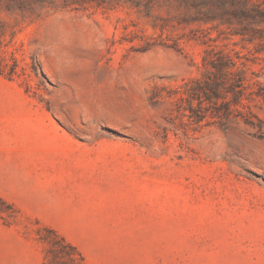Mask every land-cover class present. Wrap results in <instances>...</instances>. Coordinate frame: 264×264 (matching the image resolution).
<instances>
[{
  "label": "rangeland",
  "instance_id": "1",
  "mask_svg": "<svg viewBox=\"0 0 264 264\" xmlns=\"http://www.w3.org/2000/svg\"><path fill=\"white\" fill-rule=\"evenodd\" d=\"M244 7L264 0H0V264H82L61 239L104 227L75 208L108 180L183 210L159 264H264V24Z\"/></svg>",
  "mask_w": 264,
  "mask_h": 264
},
{
  "label": "crops",
  "instance_id": "2",
  "mask_svg": "<svg viewBox=\"0 0 264 264\" xmlns=\"http://www.w3.org/2000/svg\"><path fill=\"white\" fill-rule=\"evenodd\" d=\"M75 208L78 219H104L103 228L88 236L89 245L71 243L87 264H123L118 261L176 259L189 231L183 210L147 182H85ZM92 199V200H91Z\"/></svg>",
  "mask_w": 264,
  "mask_h": 264
},
{
  "label": "trees",
  "instance_id": "3",
  "mask_svg": "<svg viewBox=\"0 0 264 264\" xmlns=\"http://www.w3.org/2000/svg\"><path fill=\"white\" fill-rule=\"evenodd\" d=\"M84 2H88V3H95L97 5H106V4H110V3H128L130 5H133L135 7H139L140 4H151V3H157L160 4V0H82ZM170 0H166V2L169 3ZM180 1V0H177ZM239 14H241L242 16H249L251 19H253L256 22H262L264 24V10H259L256 11L255 16L249 15L250 11L244 7L242 9L239 10ZM248 14V15H247ZM233 65V64H232ZM223 66H225V63H219L215 66L217 73H222L223 72ZM239 73V71L237 72ZM233 96L236 97L237 99L239 98V96L237 95V93L233 92ZM237 102V101H236ZM61 241L64 243V245L71 250L72 252H74V254L78 257V259L80 260V262L83 264L84 263V258L81 255V253L77 250V248L74 245H71L69 243H66L63 239H61Z\"/></svg>",
  "mask_w": 264,
  "mask_h": 264
}]
</instances>
